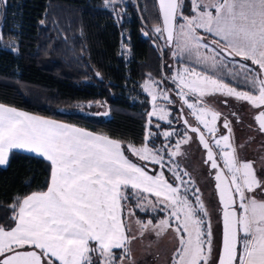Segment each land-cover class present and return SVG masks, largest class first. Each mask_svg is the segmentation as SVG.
Here are the masks:
<instances>
[{
	"label": "snow or ice",
	"instance_id": "6c2138e0",
	"mask_svg": "<svg viewBox=\"0 0 264 264\" xmlns=\"http://www.w3.org/2000/svg\"><path fill=\"white\" fill-rule=\"evenodd\" d=\"M7 3L0 0V11ZM104 3L118 17L116 6L124 0ZM158 4L162 25L153 31L173 49L174 59L187 62L171 77L164 76L181 102L176 116L169 105L177 101L164 80L149 75L144 83L151 109L141 146L0 104V165L8 164L14 150L50 162L47 189L24 197L13 206L12 223L0 224V264H125L132 259L130 245L137 238L130 234L129 219L141 237L146 232L160 236L175 231L178 246L172 264H210L211 220L199 188L175 159L183 154L182 145L192 140L189 133L206 150L204 163L214 170L222 206V245L216 264H264V180L252 162L240 161L231 143L230 121L225 117L220 125L223 114L205 99L221 94L247 102L264 132V0H158ZM227 58H232L231 66ZM225 75L232 76L236 86L226 82ZM185 106L195 124L185 116ZM174 122L184 130L178 132ZM220 126L228 134L218 135ZM157 138H162L159 145ZM137 211L156 214L155 223L140 219Z\"/></svg>",
	"mask_w": 264,
	"mask_h": 264
},
{
	"label": "trees",
	"instance_id": "16d2710c",
	"mask_svg": "<svg viewBox=\"0 0 264 264\" xmlns=\"http://www.w3.org/2000/svg\"><path fill=\"white\" fill-rule=\"evenodd\" d=\"M143 2L146 20L159 22L155 0ZM126 9L119 18L104 0H8L0 11V102L142 144L149 101L141 81L159 78L160 53L143 36L135 4ZM125 30L128 57L121 48ZM91 101H105L109 115L89 114ZM49 178L50 162L14 150L8 164L0 165V224L12 223L13 206L32 191L46 190ZM217 229L219 245L220 216Z\"/></svg>",
	"mask_w": 264,
	"mask_h": 264
},
{
	"label": "rangeland",
	"instance_id": "374dc122",
	"mask_svg": "<svg viewBox=\"0 0 264 264\" xmlns=\"http://www.w3.org/2000/svg\"><path fill=\"white\" fill-rule=\"evenodd\" d=\"M187 2V0H186ZM133 3L135 4L137 11L140 16V20L142 23V26L144 28V31L147 32L150 35V40H154L156 43V49L160 53V61H159V78L155 80H164V76L171 77L176 69L177 66H183L187 61L185 58L176 60L171 56V52L173 51L172 48L166 47L164 44V40L158 36V34L154 33L153 28L155 25H161V22H148L145 18L144 9H145V3L143 0H124V3L122 5H117L116 10L120 12L119 18L124 12H127V6ZM105 4V3H104ZM115 13V12H114ZM116 14V13H115ZM124 36V42L122 43V51L125 54L126 57L130 55V46L128 42V35L127 31L125 30L123 33ZM208 38H211L209 36H205V39L208 40ZM12 49H16V47L13 45V42L9 43ZM232 58H227L228 62H231ZM235 60L239 61L240 59L235 58ZM171 65L172 67H169ZM191 65L193 67H200L199 65L195 64V62H191ZM250 65V64H249ZM231 66V63H230ZM255 67V66H252ZM225 79H229L236 83L232 76L225 75ZM148 80V78H144L141 81V88L143 90L144 83ZM170 85V87H169ZM164 87L169 90V94L174 96V85L172 84L171 80H164ZM240 87L244 89H248L245 85H240ZM143 92L148 96L149 106L147 108V113L151 109V98L144 90ZM217 95L208 96L206 97V103L209 102L213 108L214 106L217 108H220L218 105V99ZM177 97V96H176ZM179 99V97H177ZM158 103L161 101L158 100ZM91 109L89 111V114H96V115H109V106L105 101H96V102H88L87 103ZM214 107V108H215ZM170 108V107H169ZM213 108V109H214ZM172 115L176 116L177 112L174 110L172 111ZM155 122V119H154ZM164 123V122H163ZM174 128L178 132H182L184 130V127L180 126L179 122H174ZM164 130H167V127L162 128ZM155 131V129H153ZM226 133L227 130L225 129ZM189 135H192L189 133ZM231 143L236 148L238 157L240 161H243L242 155L240 154V150L242 149L241 143L238 144L232 135L231 132ZM162 138L156 139V144L159 145L161 143ZM194 144V139L192 136V140L187 145H182V155L179 157H176L175 159L179 163L180 168L186 170L194 182V186L198 187L200 192V198L203 201L205 208L208 212V216L211 220V227H212V259L210 261V264L214 263V259L217 254V247H218V221H219V209H218V203L215 197V194L213 193L212 186H211V178L207 175L205 171L204 161H203V152L201 148L197 145V143L194 145L192 149V155H191V148ZM135 146L139 147L141 144H136ZM150 146H152L150 144ZM155 167V166H154ZM166 174V172H165ZM170 174V173H169ZM166 176H168L166 174ZM261 197H257V199H260ZM189 199H192V196H189ZM136 215L142 219H154V215L156 214H145L142 212L137 211ZM161 218L164 217V213L158 214ZM129 224L131 226V235L137 236L135 240L131 242V261L126 260L125 264H172L173 261V254L175 253L177 246H178V240L175 231L169 229L168 231L162 233L160 236L155 235L153 232H146L142 237L139 235L137 226L135 223L129 219ZM155 223V219H154ZM119 255V252L117 253Z\"/></svg>",
	"mask_w": 264,
	"mask_h": 264
},
{
	"label": "flooded vegetation",
	"instance_id": "af4514ba",
	"mask_svg": "<svg viewBox=\"0 0 264 264\" xmlns=\"http://www.w3.org/2000/svg\"><path fill=\"white\" fill-rule=\"evenodd\" d=\"M150 38V35L149 37ZM238 59V58H237ZM226 82L236 86V83L229 79H225ZM170 87V85H169ZM242 88V87H241ZM243 90H248L244 89ZM173 99L177 101L175 106L169 105L171 108V112L174 110L177 112V109L180 106V100L174 95H171ZM218 105L220 108L213 107L215 110L221 112L223 115L221 117V121L219 122L222 125L223 119L226 117L230 121V126L232 129V135L234 140L242 145V149L240 150V154L242 155L243 161L245 162H252L253 166L256 170V174L259 178L264 180V132H261L258 128L257 122L254 120V110L247 102L237 101L234 98L226 97L224 95L218 94ZM227 100V104L223 103V101ZM210 106H212L209 102H207ZM235 113V115H233ZM185 116L189 119V122L195 124L194 118L188 115V110L185 106ZM180 126L184 127L181 123ZM225 129L220 126L219 127V134H225ZM194 139V144L191 148V155L192 149L194 145H197L201 148L203 152V161L205 159V150L199 144L196 136L192 134ZM205 171L207 175L212 178L213 180V172L214 170L210 169L207 164L204 163ZM214 183V180H213Z\"/></svg>",
	"mask_w": 264,
	"mask_h": 264
},
{
	"label": "water",
	"instance_id": "95a60500",
	"mask_svg": "<svg viewBox=\"0 0 264 264\" xmlns=\"http://www.w3.org/2000/svg\"><path fill=\"white\" fill-rule=\"evenodd\" d=\"M155 2H156V5H157L159 18H160V22H161V25H162V16H161V13L159 11L158 0H155ZM142 34H143V32H142ZM143 36L145 38H148L149 37V34L148 33H147V35H144L143 34ZM151 43H152V45L154 47L156 46V43L154 42V40H151ZM205 158H206V150H205ZM212 176H213V180H214L213 186H214V189H215V193H216L217 200L219 202L218 190L215 187L216 181L214 179V172H213ZM219 216H220V239H219V245H218V250H217L216 258H217V255H218L220 249H221V245H222V232H223V226H222V206H221L220 202H219ZM214 264H216V259H215V263Z\"/></svg>",
	"mask_w": 264,
	"mask_h": 264
},
{
	"label": "crops",
	"instance_id": "0c3cea01",
	"mask_svg": "<svg viewBox=\"0 0 264 264\" xmlns=\"http://www.w3.org/2000/svg\"><path fill=\"white\" fill-rule=\"evenodd\" d=\"M174 91H175V93H176V89H174ZM175 93H174V95H175ZM175 96H176V95H175ZM0 104H4V103H1V102H0ZM4 105H6V106H8V107L16 108V109L19 110V111L27 112V113L32 114V115H35V116H40V117H44V118H46V119H51V120L58 121V122H60V123L69 124V125H73V126H76V127H79V128H83V127L77 126V125L72 124V123H69V122H64V121H60V120L53 119V118H50V117H46V116H41V115H38V114H34V113L28 112V111H26V110H24V109L17 108V107H14V106L8 105V104H4ZM169 109L171 110V108H169ZM83 129H85V128H83ZM85 130H87V129H85ZM87 131H90V130H87ZM90 132H93V131H90ZM93 133H95V134H99V135H104V134H100V133H98V132H93ZM108 137H109V136H108ZM109 138H111V137H109ZM111 139H114V138H111ZM114 140H117V139H114ZM134 145H136V144H134ZM21 151H23V150H21ZM24 152H26V151H24ZM28 153H29V152H28ZM31 154H33V153H31ZM35 155H36V154H35ZM2 166H5V165H2ZM32 192H36V191H32ZM32 192L28 193L27 195L31 194ZM27 195H25L24 197H26ZM24 197H23V198H24ZM23 198H22V199H23ZM22 199H21V201H22ZM21 201H20V202H21ZM17 210H18V208H17Z\"/></svg>",
	"mask_w": 264,
	"mask_h": 264
}]
</instances>
